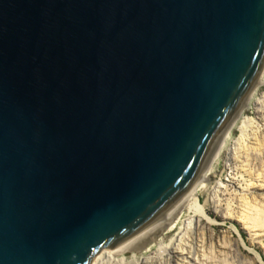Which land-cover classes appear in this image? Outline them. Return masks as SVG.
Masks as SVG:
<instances>
[{"label":"water","instance_id":"obj_1","mask_svg":"<svg viewBox=\"0 0 264 264\" xmlns=\"http://www.w3.org/2000/svg\"><path fill=\"white\" fill-rule=\"evenodd\" d=\"M263 75L264 0H0V264L133 242Z\"/></svg>","mask_w":264,"mask_h":264},{"label":"rangeland","instance_id":"obj_2","mask_svg":"<svg viewBox=\"0 0 264 264\" xmlns=\"http://www.w3.org/2000/svg\"><path fill=\"white\" fill-rule=\"evenodd\" d=\"M263 96L264 83L253 93L250 104L242 112L243 117L237 119L228 139L231 148H241L239 156L242 157L229 159L230 155L224 151L207 185L200 190L202 215L210 222L211 232L202 235L193 226L189 228L184 248L192 252L195 264H264V238L258 243L252 242L249 234L252 223L264 222ZM255 140L260 141L261 149L251 146ZM213 196L215 203L209 201ZM187 214V211H182L175 222L152 237L147 235L140 239L136 248L102 264H141V261L146 264H171L163 250L170 243V250L175 248L172 241L176 239L180 221L187 218ZM256 230H262L264 234V223L257 225ZM145 240L148 241L143 243Z\"/></svg>","mask_w":264,"mask_h":264},{"label":"bare ground","instance_id":"obj_3","mask_svg":"<svg viewBox=\"0 0 264 264\" xmlns=\"http://www.w3.org/2000/svg\"><path fill=\"white\" fill-rule=\"evenodd\" d=\"M262 83H264V75L261 78V80L258 82L256 87L253 89L251 94L241 104L240 108L238 109V111H236L233 118L231 119L229 124L225 127L223 132L217 137L215 142L212 144L211 149L206 154L205 159L202 161V164L200 165L199 169L196 171L194 178H192L191 182L188 183V185L183 188V190L175 198V200L165 209V211H163L156 218V220L146 230H144L140 234L139 237H137L133 242L127 244L123 248L112 253L107 258L108 260L115 259L117 256L122 255L125 252H127V250L130 251L136 248L137 246H139V245L136 246V244L138 243V241H140V239L146 238L147 235H150V237H152V235H154L156 232L161 231L163 228H166L168 225L175 222L176 219L179 218V216L181 215L182 211H187L188 213L186 216L187 218H184L180 221V227H179L178 234L176 236V239H173L172 241L175 244V248L170 250L171 248V243H170L169 247L164 248L163 253L168 256V261L171 264H190V262H192V264H195L194 259L191 257L192 252L190 253L184 248V238L187 237L188 230L192 226L195 228V230L199 234H202V235H205L211 232L210 222L206 221V219L202 215L204 211H203V206L201 205L199 201L200 190L204 186L207 185V182L209 181L213 173L215 164L219 162L224 151H227L228 154L230 155L229 159L236 158V157L239 159V157H242V156H239L242 152L241 148L240 147L231 148L230 145L228 144V139L231 137V131H232V128H234L237 119L239 117H243L242 116L243 110L245 109L246 106L250 104L253 93L258 88V86L261 85ZM256 102H258V100ZM251 146L261 149L262 144L260 143V141L255 140L252 142ZM247 153L248 152H246V155ZM209 201L212 203H215L214 196L210 197ZM260 223H264V222L256 221L255 223H252V227L249 228V231H250L249 234L251 235L252 242L258 243L264 238V234L262 233V230L261 231L256 230L257 225H259ZM146 241L148 240L143 241V243H145ZM220 248H222V246H220ZM170 260H172L173 262ZM141 262H142L141 264H146V262H143V261Z\"/></svg>","mask_w":264,"mask_h":264}]
</instances>
